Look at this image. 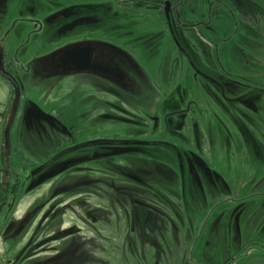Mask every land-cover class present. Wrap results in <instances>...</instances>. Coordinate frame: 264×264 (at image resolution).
<instances>
[{
	"label": "rangeland",
	"instance_id": "1",
	"mask_svg": "<svg viewBox=\"0 0 264 264\" xmlns=\"http://www.w3.org/2000/svg\"><path fill=\"white\" fill-rule=\"evenodd\" d=\"M181 8L0 0V40L16 18L0 76L18 84L0 104L2 264H264V59L221 57L207 41L219 35L179 22ZM83 43L118 75L60 67ZM193 70L232 102L212 82V95L192 90ZM226 72L255 84L234 87ZM189 97L209 105L206 119Z\"/></svg>",
	"mask_w": 264,
	"mask_h": 264
},
{
	"label": "crops",
	"instance_id": "2",
	"mask_svg": "<svg viewBox=\"0 0 264 264\" xmlns=\"http://www.w3.org/2000/svg\"><path fill=\"white\" fill-rule=\"evenodd\" d=\"M179 5L180 7H182L178 15L179 22L182 21L181 19L182 17L184 22H186L189 26L195 25L197 32L199 33L200 30L198 28L201 27L203 28V31L205 33H208L211 36L219 35L216 37L217 40H207V39L206 40L208 41V44L211 46V48L216 49L217 53L220 54L221 57L227 60L235 59L238 62V64L240 61H242V63L240 62V65H244L245 63H247L246 61L248 60V58L253 60L264 59V0H187V1L179 0ZM15 20L16 18H14V21L9 26V28L6 29V27L4 26L6 30L4 32L2 31V36H1L2 40H0V43L3 46V53H1L2 57L4 56V49L6 50L7 47H9L8 46L9 44L6 41L4 35L5 33H7V31H10V28L12 30L14 29V26L16 24ZM194 21H196V23L192 24V22ZM116 26L113 27L115 28ZM119 53L122 54V51H120ZM249 53L251 55L248 56ZM43 57L44 56L40 58L42 59ZM1 61L2 62L0 63H3L2 65H5L6 57L4 56L3 60ZM198 74L200 75L201 73L198 72L195 73V70H193V73H191V81H192L191 86L193 87L192 90L197 91L198 89H200L202 93L204 92L207 93V95L208 94L212 95L213 88L211 83H209L212 82V79L207 75L203 76L202 78H204V82H205V85L203 86L202 84L203 82L202 83L197 82ZM226 77L228 78V80L230 79L229 81H231V85L234 87H238L240 85L245 86L246 84H251V83L255 84L252 81H246L244 80V78H240L234 74L231 75L229 72H226ZM212 83L220 87V90H216L218 94L216 95L219 97V99L229 102L230 100L223 94L222 85H219L216 82H212ZM257 86H260V88H258V92L261 93L262 91L264 93V83L263 84L258 83ZM189 98H190L189 102L191 103L192 101L194 103V107L193 106L192 107L199 109L200 113L201 112L203 113L204 119H206L207 116H209V110H208L209 105L206 104L205 101L202 104L200 101L195 100L193 97H189ZM9 101H10L9 85L5 81V79L2 76H0V104L2 105L5 104L7 108ZM175 101H183V98L180 96ZM159 102L160 100H157V102L153 105V107H156L159 104ZM248 105H249V109L256 110V108L252 104H248ZM178 106H179L178 102H174V104L171 105V107L175 109ZM193 111H191L190 113L197 114L198 112L195 110L196 112L193 113ZM177 116L179 118V122L177 124L176 130L178 131V129L183 126L182 120L186 117V114L184 112L182 113L177 112ZM149 119H150V127L151 128L157 127L158 120L154 119V117H151ZM168 121L172 122V118L169 117ZM241 132L243 134L245 133L246 135L247 133H249L250 135L257 133L255 132L254 129L253 130L247 129V131H245L244 128L242 129ZM209 135L210 134L208 133L207 136ZM220 138H221L220 136L213 137L212 134L211 137H208V140H210V145H208V149L210 148L209 149L210 153L208 154L207 159H210L212 156H215V159L217 160V156L219 155L217 151L218 148L216 149L212 148V140L214 139L218 140ZM247 139L253 140V137ZM235 150L237 149H231L230 151L233 152ZM242 151L240 152L242 158H245L247 151L245 149H244L245 152ZM234 153L240 154L237 151H235ZM220 154H222V152H220ZM244 165H246L243 167L244 171L247 170L252 171L258 168L252 163H248V162L244 163ZM200 166L207 170V173H209L208 174L209 178L213 179L212 176L213 173L215 174V176H219V174L213 172L210 169V166L208 164L206 166L202 161H200ZM192 169L196 171L194 166H192ZM232 169L235 170L232 171ZM239 171L241 172L243 170L237 166H231L230 174L231 172H239ZM254 196H260V193L247 195L246 198H253ZM262 228H264V223L262 224Z\"/></svg>",
	"mask_w": 264,
	"mask_h": 264
},
{
	"label": "flooded vegetation",
	"instance_id": "3",
	"mask_svg": "<svg viewBox=\"0 0 264 264\" xmlns=\"http://www.w3.org/2000/svg\"><path fill=\"white\" fill-rule=\"evenodd\" d=\"M83 46H87L89 48L88 60L90 61V63L98 65L99 67H102L100 62L95 61L93 59V57H92L93 48H92V46L89 43H83L82 45H78V46H75V47H70V48L65 49V51L63 52V54L61 56V63H59V66L62 67V68H67V69L75 68V64L78 61L77 59H80V58L75 59L76 58L75 56H71L70 57L68 54H66V52L70 51V49H74V48H77V47H83ZM74 59H75V61H74ZM102 69L103 70H97V71H101L103 73L105 72L106 74H109V76H111V75L112 76H117L118 75V73L115 70H112V69L105 70L104 68H102ZM104 102L105 103H111V101H104ZM104 102H101L102 105H103L102 107L104 109H106V107L109 108L108 106H106V104ZM107 115H109V114H107ZM104 117H107V116H104ZM149 118H151V117H149Z\"/></svg>",
	"mask_w": 264,
	"mask_h": 264
},
{
	"label": "water",
	"instance_id": "4",
	"mask_svg": "<svg viewBox=\"0 0 264 264\" xmlns=\"http://www.w3.org/2000/svg\"><path fill=\"white\" fill-rule=\"evenodd\" d=\"M169 8H170L169 3H166L164 12L167 17H168ZM88 53H89V48L87 46L77 47L74 49H70V51L66 52V54H68L70 57L75 56L76 57L75 59L80 58V59H77L78 61L75 64L76 70H103L98 65L90 63V61L88 60ZM0 264H2L1 251H0Z\"/></svg>",
	"mask_w": 264,
	"mask_h": 264
},
{
	"label": "trees",
	"instance_id": "5",
	"mask_svg": "<svg viewBox=\"0 0 264 264\" xmlns=\"http://www.w3.org/2000/svg\"><path fill=\"white\" fill-rule=\"evenodd\" d=\"M1 56H2V54L0 52V58L2 59ZM0 73H1V71H0ZM1 76L8 83L11 95H13V94L15 95V93L18 92V84L16 83V81L12 77H10L7 73L6 74L2 73ZM13 107H14V105H13Z\"/></svg>",
	"mask_w": 264,
	"mask_h": 264
}]
</instances>
